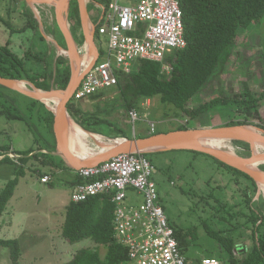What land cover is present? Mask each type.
<instances>
[{
	"label": "rangeland",
	"instance_id": "1",
	"mask_svg": "<svg viewBox=\"0 0 264 264\" xmlns=\"http://www.w3.org/2000/svg\"><path fill=\"white\" fill-rule=\"evenodd\" d=\"M121 3L129 5L125 1ZM6 8L14 11V2L0 0L1 16L8 15L5 12ZM87 9L91 22L98 25L102 15L100 5L87 0ZM13 11L12 15L15 16ZM52 13L54 15L53 11ZM27 20L30 21V19ZM39 20L43 22V27L31 26V29L26 32L14 35L11 44L13 51L20 58L29 57L25 61L30 75L45 73L47 67L53 64L52 54H54L53 51L56 52V48L55 43L50 42L48 36H53L56 43L61 44L59 32L53 34L45 25L50 21L47 20L45 23L40 16ZM14 25L17 27L20 23L14 22ZM2 29L6 31L4 26ZM2 34L4 35L0 37V44H6L10 36L6 32ZM80 38L78 34L79 50L83 47L80 44ZM96 44L100 51L106 47L98 37H96ZM28 52L32 55H40L43 60L29 56ZM58 53L57 50L56 64L58 66L68 65V57L62 52V55ZM244 82H247L249 89L256 95L264 91V17L249 28L244 36L236 40L235 46L227 52L223 59L222 71L218 78L214 79L199 95L198 100L191 103L189 107L194 109L211 101L221 93L219 86L223 87L225 94L240 93L243 91ZM27 86L32 89L30 85ZM100 94L101 97L97 99L78 100L75 98L74 101L88 114L98 112L93 114V117L97 116L96 118L85 121V124L90 130L102 133L105 137L114 136L112 132L119 128L134 138L151 135L157 131L171 132L181 125L193 129L213 128L224 126L230 120L243 119V116L238 118L235 115L233 108H225L221 113L219 109L222 108L220 107L201 115L197 120H192L185 113L171 105L162 104L160 98L155 97L133 108L137 110L138 115V119L133 120L130 115L133 109L128 111L124 107V101L117 89L102 90ZM6 110L21 119L9 117L10 114ZM1 111L5 112L0 113V148L11 146L16 155L20 154L18 156L21 157L20 162H22L20 165L12 162L0 164V193L10 180L17 178V171L22 170L23 173L19 178L14 197L7 206L6 215L7 211L10 212L1 218L0 238H16L20 241L22 251L19 264H67L78 250L93 246L94 243L88 239L70 244L61 237L64 242L59 246L57 241L52 242L53 238L49 234L50 230L54 231L48 225L55 213L62 212L64 222L66 207L62 204L69 194L70 188L66 181L70 174L61 171L64 169L61 162L62 157L51 151L54 135L46 124L45 110L39 106H33L32 100L26 96L0 87ZM261 117L263 120L253 119L254 125L251 127L264 129V108L261 110ZM98 118L99 121L114 122L117 126L112 128L108 124L95 123ZM235 142L238 141H231L227 147L231 148L234 154L249 158L244 157L245 150ZM89 144L94 146L91 139ZM40 148H45L47 153H43ZM30 151L33 153L29 154ZM9 153L0 151L2 158L9 157ZM150 154L148 158L155 166L153 180L157 184L162 206L171 224L179 229L196 228L198 231V238L185 252L192 262L194 258L198 260L202 255H213L216 258L228 257L227 253L220 249L221 242L209 236L208 230L213 232L220 229L230 230L222 235L235 241L239 239L240 242L245 243L246 247L252 244L249 225L246 224L245 219L232 221L230 215L234 214L233 210H229L230 215L227 216L229 220L223 221V224L212 218L214 211L220 208L215 203V199L227 202L229 209L240 198L237 186L230 181L232 177L224 169L219 168L213 157L203 153L195 154L189 150H167ZM22 158H25V163ZM54 165H57V168ZM40 173L50 174L51 181L48 184H42ZM220 185L222 189L218 187ZM131 196L132 200H136V195ZM19 197H22V200L14 213L11 206ZM242 207V205L238 206L239 209ZM9 223L11 224L10 229L6 230ZM240 247L243 248V245ZM57 254L58 257H56ZM0 264H13L9 248L0 247Z\"/></svg>",
	"mask_w": 264,
	"mask_h": 264
},
{
	"label": "trees",
	"instance_id": "2",
	"mask_svg": "<svg viewBox=\"0 0 264 264\" xmlns=\"http://www.w3.org/2000/svg\"><path fill=\"white\" fill-rule=\"evenodd\" d=\"M92 1L108 8L113 0ZM180 5L183 12L187 47L167 56L165 63L171 67L169 73L163 71L161 63L140 60L134 65L130 73L119 74L118 84L115 89L119 91L124 101V107L129 111L138 107V104L145 100L159 97L162 104L173 106L192 120H197L201 115L220 107L222 108L219 109L221 113H223L222 110H225V108L231 107L238 118L243 116V119L230 120L224 126H252L254 125L253 119L263 120L261 110L264 108V91L260 95H256L249 89L247 82L243 83V91L240 93L225 94L223 93V87L220 88L219 86L221 93L211 101L205 102L194 109H190L189 106L198 100L199 95L214 79L218 78L219 73L222 71L223 59L227 52L235 46L236 40L244 36L249 28L262 20L264 17V0H180ZM78 10L77 0H72L71 10H69L71 11V30L74 33H79V38L81 37L80 44H83L84 37ZM7 22L9 29L14 33L25 32L30 25L34 28H39L38 21L34 16L29 23L20 28L14 27L10 20H7ZM54 23L60 34L61 45L66 49L65 39L56 21ZM97 37L99 38L98 27ZM101 54H103V51H101ZM28 55L43 60L40 55H32L30 52H28ZM26 59H29V57L23 59L14 53L10 48L9 42L5 45L0 44V76L17 81H28L43 91L51 89L65 90L68 87L71 79L69 64L54 67L51 65L52 67H47V72L43 74L30 75ZM0 87L3 86L0 85ZM100 97L101 94H97L92 96L91 99ZM33 102L41 104L45 110L46 124L54 135V144L51 151L55 152L57 143L53 127L54 113L47 110L44 104L38 101ZM67 107L71 117L84 130L104 135L90 130L85 124V121L96 118L97 116L93 117V114L98 112L93 114L84 112L74 99ZM6 111L10 114L8 115L9 117L21 119V117L11 114L8 110ZM2 112L4 113L5 111ZM99 112L101 113V111ZM95 123L108 124L112 128L117 126L114 122L99 121V118L95 120ZM187 129L192 128L181 125L175 130ZM112 133L114 136H108L110 139L131 138L121 128L114 129ZM159 133L162 132L157 131L151 135ZM148 136L150 135L137 136V138ZM235 143L245 150L243 153L244 157L251 156L249 144L239 141ZM10 147L0 148V151H8ZM192 152L202 154L196 151ZM32 153V151L29 152V154ZM17 154L20 155L19 153ZM148 155L151 154L146 153L145 156L149 157ZM22 160L24 161L25 158H22ZM213 160L219 168L224 169L232 177L230 181L237 186L240 196L239 201L229 209L227 202L215 199V203L220 208L214 211L213 217L221 222L227 221L229 220L227 216L230 215L229 210H233L234 214L230 215L232 216L231 220L239 221L240 219H245L253 239L250 246L246 247V245H243L242 253L239 251L236 253L237 241L222 235L230 232V230L220 229L217 232L208 230L207 234L217 238L222 244L220 249H223L228 255V257L222 256L217 259L225 264H264V197L260 195L255 200L259 187L250 175L248 176L214 157ZM9 162L14 163L8 157L0 160V164ZM61 162L64 165L63 167H68L62 158ZM54 167L57 168V165H54ZM259 167L264 170V165ZM22 173V170L17 171V178L10 180L0 193V222L19 184V178ZM218 187L220 189L223 188L221 185ZM240 205L243 206L241 209L238 208ZM114 212V204L103 196L92 197L83 202L74 203L71 201L69 203L61 229L62 237L70 244L80 243L89 239L92 240L94 245L78 250L67 264L129 263L128 249L119 245L114 238ZM172 226L175 229L178 244L182 252L185 253L189 245L198 238V231L196 228H187L185 230ZM0 247L9 248L13 264H19L21 246L18 239L0 238Z\"/></svg>",
	"mask_w": 264,
	"mask_h": 264
},
{
	"label": "built area",
	"instance_id": "3",
	"mask_svg": "<svg viewBox=\"0 0 264 264\" xmlns=\"http://www.w3.org/2000/svg\"><path fill=\"white\" fill-rule=\"evenodd\" d=\"M100 9L95 28L106 47L85 74L74 99L88 100L115 88L119 74L130 73L140 60L161 63L169 73L167 56L187 47L180 0H113L108 8ZM130 115L138 119L136 109ZM145 155L121 154L90 168L73 169L71 201L103 196L114 204V238L128 249V264H187L153 180L155 166ZM8 158L21 164L17 155ZM50 181V176L41 179L44 184ZM202 264L225 263L205 258Z\"/></svg>",
	"mask_w": 264,
	"mask_h": 264
},
{
	"label": "water",
	"instance_id": "4",
	"mask_svg": "<svg viewBox=\"0 0 264 264\" xmlns=\"http://www.w3.org/2000/svg\"><path fill=\"white\" fill-rule=\"evenodd\" d=\"M30 4L40 5L41 3H51L56 11V22L65 39L67 53L70 61L71 79L68 87L65 90L51 89L43 91L36 88L33 84L27 82L32 89H21L17 86V80L7 79L0 76V85L18 91L19 93L30 97L34 100L44 102L43 100H54L60 98V102L54 113V134L57 142L56 155L62 157L65 163L72 169L79 170L90 168L101 163L111 160L121 154L132 153H155L167 150H189L207 154L215 159L227 164L233 168L247 174L257 183L264 181V171L258 168L261 174L256 173L251 169V166H260L264 164V153H256V144L264 145V129L254 128L251 126H219L213 128L173 130L167 133H159L143 138L123 139L120 144H116L111 149L103 154L79 160L69 151L66 142L65 126L68 116H71L68 111V104L73 100L74 94L77 91L87 71L95 64L99 58V53L95 44V27L89 30V14L87 9V0H77L81 19L82 30L85 37V43H89L94 52V59L91 64L83 71L81 64V53L79 46L72 34L69 25V16L72 0H26ZM82 128V127H81ZM83 129V128H82ZM84 130V129H83ZM88 134L94 133L84 130ZM93 138V137H92ZM120 139V138H119ZM111 141V139H109ZM118 140V139H112ZM201 140H229L240 141L250 145L251 156L249 158L240 157L234 153H229L220 149H212L201 144ZM260 188L258 196L260 195ZM257 196V198H258Z\"/></svg>",
	"mask_w": 264,
	"mask_h": 264
},
{
	"label": "crops",
	"instance_id": "5",
	"mask_svg": "<svg viewBox=\"0 0 264 264\" xmlns=\"http://www.w3.org/2000/svg\"><path fill=\"white\" fill-rule=\"evenodd\" d=\"M13 2H14V11L11 9V8H6V13L8 14L7 16H1L2 18V20L0 19V37L1 36H3L4 34H2L3 32H6L7 34H9V36H10V39L9 40H7L6 41V44L9 42L10 43V48L12 49V47H11V44H12V38H13V36L14 35H17V34H21V33H19V32H16V33H14V32H12L10 29H9V27H8V22H7V20H10V22L14 25V22H17V23H20V25L19 26H15L14 25V27H16V28H20V27H23L26 23H29L30 21H31V19H33V16H34V18L38 21V24H39V27H43V22L41 23L40 22V20H39V16H40V18H41V20H44V22L46 23V21L47 20H49L50 21V23H48V24H45V25H47V27H48V29L49 30H51V32L53 33V34H57L56 32H57V28H56V26H55V21H56V11H54L55 10V7L51 4V3H48V2H45V3H41L40 5H34V4H30V3H28L26 0H12ZM52 5V6H51ZM52 9V11L54 12V15H53V13H52V11H50ZM12 11L15 13V16H13L12 15ZM88 11V10H87ZM88 14H89V11H88ZM33 15V16H32ZM50 16V17H49ZM70 17H71V11H70V16H69V25H70V29H71V21H70ZM27 19H30V21H28ZM25 21H27V22H25ZM91 21V20H90ZM57 23V22H56ZM90 24L92 25V27H95V25L92 23V22H90ZM42 25V26H41ZM3 26L6 28V31H3ZM32 25H30V27H31ZM29 27V29H31ZM33 27V26H32ZM56 28V29H55ZM43 30V29H42ZM44 31V30H43ZM72 31V30H71ZM26 32V31H25ZM22 33H24V32H22ZM72 34H73V32H72ZM79 34V33H78ZM78 34H77V32H76V35H77V37H78ZM81 34V33H80ZM82 35H83V37H84V33H83V30H82ZM48 36V35H47ZM74 36V35H73ZM96 37H97V33L95 32V44H96ZM48 39H49V41L50 42H53V43H55V48H56V52H54L53 51V53L54 54H52L53 56H54V59H53V67L54 66H57L58 64H56L57 62H56V56H57V50H58V54H61V52L63 53V54H65V56H67L68 57V53H67V48L65 49L61 44H57L56 43V41H55V39H54V37L53 36H48ZM80 40H81V38H80ZM85 37H84V41H83V46L86 44L85 43ZM78 44V43H77ZM1 45H5V44H1ZM78 46H79V44H78ZM80 47V46H79ZM96 49H97V51H98V53H99V56H100V49H99V47L97 46V44H96ZM60 50H61V52H60ZM12 51H13V49H12ZM14 52V51H13ZM15 53V52H14ZM62 55V54H61ZM93 56L95 57V55H94V53H93ZM88 59V58H87ZM92 59H93V57H92ZM99 59V58H98ZM97 59V60H98ZM68 60H69V57H68ZM69 65H70V61H69ZM52 67V66H51ZM82 68H83V66H82ZM71 70V69H70ZM37 74H43L42 72L41 73H37ZM36 75V74H35ZM27 83V82H26ZM31 84V83H30ZM28 85V84H27ZM10 90H12V89H10ZM15 91V90H14ZM16 92H18V91H16ZM19 93V92H18ZM21 94V93H20ZM21 95H23V94H21ZM23 96H25V95H23ZM27 97V96H26ZM27 98H29V99H31L32 100V105L33 106H39V107H41L43 110H44V108L42 107V105L41 104H39V103H34L33 101H37V100H34V99H32V98H30V97H27ZM38 102H40V103H42V104H44L45 105V107H46V109L47 110H49V111H51L52 113H53V111L51 110V108H49L48 107V105L45 103V102H41V101H38ZM1 114H4L2 111L0 112ZM71 117V116H70ZM73 119V118H72ZM74 120V119H73ZM81 127V126H80ZM101 136H103V135H101ZM103 137H105V136H103ZM56 139V138H55ZM57 143V142H56ZM40 150L41 151H43V153H47V151L45 150V148H40ZM1 151H3V150H1ZM8 152H10L9 153V156L10 155H12V154H14V155H16L15 153V150H13V148L12 147H10V149L8 150ZM55 153V152H54ZM56 155V154H55ZM18 156V155H17ZM1 157V159H3L2 157H3V155H1L0 156ZM68 166V165H67ZM61 171H66V172H68L70 175H69V178H68V180L66 181L67 182V185L69 186V194H68V197H67V199L66 200H64V202H63V206H65L66 208H67V206L69 205V203L71 202V192H72V188L74 187V173H73V169L71 168V167H64V169H61ZM45 176H50V174H48V173H40V177H41V179L43 178V177H45ZM51 177V176H50ZM41 179H40V182H41ZM42 183V182H41ZM42 184H44V183H42ZM46 184H48V183H46ZM258 192H259V190H258ZM260 195H263L262 193H261V191H260V193H259ZM259 195V196H260ZM257 196H258V193H257ZM257 196H256V198H255V200H257L258 198H259V196H258V198H257ZM14 197V196H13ZM13 197L11 198V199H13ZM264 197V196H263ZM56 198H58V196H56ZM22 200V197H19L18 199H16V201L14 202V204L11 206V210L12 211H14V213L16 212L15 210H16V208H17V205H20L19 203H20V201ZM10 211H7V215H8V213H9ZM66 213V212H65ZM6 215V212H5V214H4V216H7ZM212 218H214V217H212ZM65 220V219H64ZM214 220H217V219H215L214 218ZM240 220H243V219H240ZM170 221V220H169ZM218 221V220H217ZM218 222H220V223H222L223 224V222H221V221H218ZM63 214H62V212H59V213H55V215L51 218V220H50V222H49V225H48V227L49 228H53L54 229V231L52 232L51 230L49 231V234H50V236L53 238V240H52V242L53 241H57V243L59 244V246H61L62 244H63V240H62V225H63ZM8 228H6V230L7 229H10V226H11V224L9 223L8 224ZM223 227H225L224 225H223ZM62 237V238H61ZM12 239H16V238H12ZM64 239V238H63ZM65 240V239H64ZM66 241V240H65ZM20 242V241H19ZM193 243V242H192ZM192 243L189 245V247H192ZM241 246V245H245V243L244 242H240L239 241V239H238V241H237V246ZM20 246H21V243H20ZM239 246L237 247V250H235V252L237 253L238 251L240 252V253H242L243 252V248L242 247H240L239 248ZM189 247H188V249H189ZM63 248V247H62ZM187 249V250H188ZM65 250H67V248H65ZM22 251V250H21ZM184 255H185V258H186V263L187 264H202V261H203V259H205V258H216L215 256L213 257V255H207V256H204V255H202V256H200L199 257V259L197 260V258H194L195 260H193L194 262H192V260L189 258V257H187L186 256V254L184 253ZM56 257H58V254L56 255ZM58 264V263H57Z\"/></svg>",
	"mask_w": 264,
	"mask_h": 264
},
{
	"label": "bare ground",
	"instance_id": "6",
	"mask_svg": "<svg viewBox=\"0 0 264 264\" xmlns=\"http://www.w3.org/2000/svg\"><path fill=\"white\" fill-rule=\"evenodd\" d=\"M52 6V5H51ZM50 17V16H49ZM89 30H92V25L89 24ZM93 50L91 49L89 43L87 42L80 50L81 53V64L83 66V71L91 64L94 59ZM93 57V59H92ZM88 58V59H87ZM17 86L21 89H28L27 83L24 81H18ZM52 111L57 109L60 102V98L54 100H43ZM53 103V104H52ZM249 129L256 130L253 127ZM66 142L69 151L79 160H86L88 158L100 155L111 149L116 144H120L123 139L109 140V137H103L101 135L95 134L91 137L90 134L85 132L73 119L68 116L65 126ZM93 141V145L89 144V140ZM105 139V140H104ZM107 139V140H106ZM229 140H201V144L210 147L212 149H220L227 151L229 153H234L233 150L228 148L230 145ZM256 153H264V145L256 144ZM258 166H251L254 172L261 174ZM259 188L262 194H264V181H259ZM264 196V195H263Z\"/></svg>",
	"mask_w": 264,
	"mask_h": 264
},
{
	"label": "flooded vegetation",
	"instance_id": "7",
	"mask_svg": "<svg viewBox=\"0 0 264 264\" xmlns=\"http://www.w3.org/2000/svg\"><path fill=\"white\" fill-rule=\"evenodd\" d=\"M73 35H74L76 42L78 43V37H77L76 33L73 32Z\"/></svg>",
	"mask_w": 264,
	"mask_h": 264
},
{
	"label": "clouds",
	"instance_id": "8",
	"mask_svg": "<svg viewBox=\"0 0 264 264\" xmlns=\"http://www.w3.org/2000/svg\"><path fill=\"white\" fill-rule=\"evenodd\" d=\"M101 7V6H100ZM95 26H97V25H95ZM96 29V28H95ZM97 33V32H96ZM74 99V98H73ZM154 134V133H153ZM0 160H2V159H0Z\"/></svg>",
	"mask_w": 264,
	"mask_h": 264
}]
</instances>
